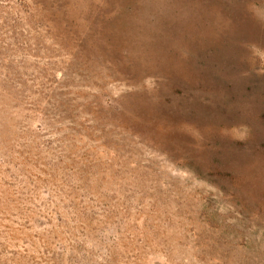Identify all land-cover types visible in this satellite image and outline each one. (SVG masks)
Masks as SVG:
<instances>
[{
  "label": "rangeland",
  "instance_id": "1",
  "mask_svg": "<svg viewBox=\"0 0 264 264\" xmlns=\"http://www.w3.org/2000/svg\"><path fill=\"white\" fill-rule=\"evenodd\" d=\"M0 264H264V0H0Z\"/></svg>",
  "mask_w": 264,
  "mask_h": 264
}]
</instances>
